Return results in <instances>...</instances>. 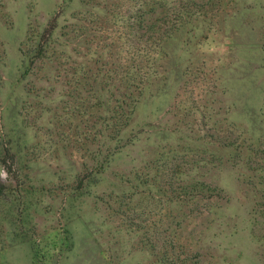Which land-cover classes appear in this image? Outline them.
Instances as JSON below:
<instances>
[{
	"label": "rangeland",
	"instance_id": "1",
	"mask_svg": "<svg viewBox=\"0 0 264 264\" xmlns=\"http://www.w3.org/2000/svg\"><path fill=\"white\" fill-rule=\"evenodd\" d=\"M185 1L0 0V264H264V0Z\"/></svg>",
	"mask_w": 264,
	"mask_h": 264
},
{
	"label": "trees",
	"instance_id": "2",
	"mask_svg": "<svg viewBox=\"0 0 264 264\" xmlns=\"http://www.w3.org/2000/svg\"><path fill=\"white\" fill-rule=\"evenodd\" d=\"M188 1H190L191 4H193V1H191V0H186L185 3H187ZM56 26H57V15H54L46 23V25L42 28V30L39 33H36V36L37 35H41L44 38V41H45L44 44H38V45L34 46L35 49L39 50L38 52H41L42 50H44V48L50 42H52L51 36H52L53 30H54V28ZM172 30H173V24L169 23V20H167L166 21V25L163 26L162 29H161L162 35H166V34L168 35ZM162 35H161V38L163 37ZM28 52H31V46H30L29 50L27 51V53ZM115 88L117 89V86ZM123 101H124L123 98H121L120 100L119 99H115L114 102H113V110H115V111L118 110V112H123L122 111L123 110V103H122ZM127 117H129L128 113H126L121 118L116 117V115H115L113 123L115 124L116 127H118L116 129L119 130L122 126H124L127 123Z\"/></svg>",
	"mask_w": 264,
	"mask_h": 264
}]
</instances>
